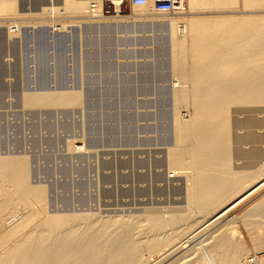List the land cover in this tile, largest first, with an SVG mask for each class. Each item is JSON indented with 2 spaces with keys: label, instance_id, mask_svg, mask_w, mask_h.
I'll list each match as a JSON object with an SVG mask.
<instances>
[{
  "label": "rangeland",
  "instance_id": "1",
  "mask_svg": "<svg viewBox=\"0 0 264 264\" xmlns=\"http://www.w3.org/2000/svg\"><path fill=\"white\" fill-rule=\"evenodd\" d=\"M47 3L53 1L18 0L16 16L0 17L6 22L1 24L7 25L3 28L7 29V39L0 51V158L27 160L30 185L45 190L43 205L27 208L18 198L10 199L12 196L7 192L11 186L0 174V206L7 207L6 212L0 207L4 211L0 210V221H6L0 225V231L14 226L29 210L38 212L41 218L57 214L81 216L80 223H75L80 232H86L89 224L102 225L103 221L114 219L111 222L115 221L116 226L111 225L108 232L118 235L122 223L131 220L136 223L137 230L133 233L140 243L153 237L160 240L163 236L161 241L167 238L166 243L158 240L157 249L162 250L144 248L147 251H142L144 264H159L166 257L162 264H199L204 260V251L232 228L247 246L249 261L255 260V237L251 236L260 235V230L248 232L243 222L264 198V188L211 226L207 221L217 212L215 209L201 216L188 205L187 188L193 182L187 176H193L191 169L185 167L176 172L171 169L168 151L178 147L176 118L181 116L178 114L183 118L190 116V108L175 103L174 92L190 85L180 84L176 89L182 80L172 68L167 39L158 42L157 36L141 30L97 35L101 31L97 27L99 21L114 19L93 21L87 18V13L65 12L62 0H56L57 11ZM108 7L105 3V8ZM186 7L182 15L189 13L188 17H192L188 0ZM142 15L128 3L122 6L121 17ZM170 17L178 18H158ZM70 93L79 98L78 104L40 107L25 101L39 94L58 97ZM260 105L231 109V171L245 170L257 176L264 170V104ZM151 216L164 221L178 219L181 224H175L177 228L170 225L159 234L150 229ZM171 237L175 238L173 246L176 242L174 247L180 246L181 250L172 247ZM137 238L134 241L138 242Z\"/></svg>",
  "mask_w": 264,
  "mask_h": 264
},
{
  "label": "bare ground",
  "instance_id": "2",
  "mask_svg": "<svg viewBox=\"0 0 264 264\" xmlns=\"http://www.w3.org/2000/svg\"><path fill=\"white\" fill-rule=\"evenodd\" d=\"M52 1V4L47 3V5L55 7L56 0ZM148 1L149 5L147 7H133L144 14L141 17L99 18L103 20L114 19V21H99V26L97 27L101 31L97 35H103L102 33L119 35V32L121 33L122 31H135L137 33L141 30L157 36L158 42H165L167 39L170 44V52L172 53V56H170L173 62H171L173 64L172 68L177 72L179 79L182 80L179 84L176 82L178 86L176 85L175 87L177 89L183 84L190 85L187 89L185 88L186 86H183V88H178L174 92L175 103L180 104V106L185 104L188 108L187 110L190 108V116L183 118L182 114H178V116H182L176 118V128H174L178 147L175 149V146L174 150L170 149L168 151V159L173 171L183 170L185 167L191 169L193 176H187L193 182V185L187 188L188 205L196 208L199 214L202 213L201 216L210 209L211 211L215 209L217 212L212 211L215 214L213 213L212 217L207 221L212 226V224L225 217L232 209L264 188V170L262 174L259 172L260 175L257 176H253L252 173V175H249L245 170L238 173L234 172L235 170L231 171L230 158H232V154L230 156L229 149L230 119L232 118V116L230 118V112L231 109L234 110L233 106L246 107V105L264 104V12L262 14H260L261 12H252V16L240 20H196L188 17L189 13H187V16L185 15L186 17L182 13L174 16L178 18L170 17L171 19L165 20L158 18L163 16L151 14L150 8L155 0ZM62 2L65 12L72 14H88L89 11H92V5H94V13L101 15L104 6L103 0H62ZM247 2L252 10L257 11L260 9L264 11V0H247ZM184 3L187 6V0H184ZM17 5L18 0H0V17L16 16L15 14L18 12ZM57 9L56 7L53 8L54 11H57ZM42 10L45 11L46 8ZM87 18L93 21L99 20L91 19L88 15ZM3 22L0 20V51L3 41L5 38L7 39V29L3 30V28H7V25L5 24L6 27H4L1 24ZM157 32H159V35H155ZM154 40H156V37H154ZM39 95L37 97H27L25 101L29 105L40 107L46 104L64 106L79 103V98L76 94H59L60 96L58 97H56L57 95H54L55 97ZM179 109L181 108L179 107ZM0 174L2 178L4 176L5 179L3 178V180L6 182L7 179L11 186V189L7 192L9 197L12 196L10 199L18 198L22 205L27 208L44 202L45 190L42 187H32L31 183H29L30 174L27 160L21 158H0ZM254 181L258 183L255 185ZM247 182H250V184L246 185ZM238 194L241 195L237 197ZM4 205L6 206V204ZM223 205L225 206L220 209L219 207ZM2 208L0 210L4 212L7 207L3 208V210L5 209L4 211ZM26 212L20 220L16 221V224L14 223V226L9 228L7 224L8 229L3 228L0 231V250L6 247L0 254V264H144L143 253H146L147 249L151 251L154 249L159 250L160 248L157 249V246L163 237L162 234L158 241L156 240L157 238L154 239L152 236L153 238L150 241H148L150 238H147V243L145 240V243L142 241L140 243L139 237L137 238V235L135 236L133 233L137 230L134 227L136 223L130 222L131 220L129 219V221L122 223L120 234L114 235L108 232L109 227L115 225V221L111 222L114 219L109 222L105 220L106 223L103 221L104 224L102 223V225L89 224L86 232H80L75 228V223L78 222V217L81 216H57V214L41 218L38 212H33L32 210ZM248 213L249 217H246L247 219L245 220L243 219L245 222L244 224L242 221L243 225L249 229H247L248 232L254 233L255 229L260 230V235L254 236L250 234L252 235L251 237H255L257 259L249 261V251L246 249L245 243L242 242L240 233L231 228L226 233H222L223 235L204 251V256L202 255L204 260L201 261L199 259V264H263L264 198ZM80 219L82 220V218ZM162 219L156 217L149 219L150 229L153 232L163 230L162 233H164L165 228L168 226L170 227L171 225L173 228H177L181 224L180 222L178 223V219V221L175 219H170L169 221L165 219L167 221H164ZM4 222L6 221H0V225L3 226ZM90 223L92 222L90 221ZM146 226L149 227V225ZM194 226L197 227L196 225ZM30 227L33 228L31 229ZM134 229L135 231H133ZM153 232L151 233L153 234ZM132 233L138 239V242L134 241L136 238H133ZM180 233H183V231ZM159 234L161 233L159 232ZM166 239L164 240L166 241ZM164 240L162 239L161 242ZM174 240L175 238L172 239L171 237V242ZM176 240L178 241V239ZM175 244L176 242H174V246ZM169 245L168 247L171 248V245ZM174 246L172 242V247ZM144 248H146L145 251ZM175 248L177 251L182 249L180 246ZM142 251L144 252L142 253ZM175 251L172 250V252ZM261 254L263 255L262 257ZM166 258L162 260L164 261ZM162 260L159 264H162ZM257 260L258 263H256Z\"/></svg>",
  "mask_w": 264,
  "mask_h": 264
},
{
  "label": "crops",
  "instance_id": "3",
  "mask_svg": "<svg viewBox=\"0 0 264 264\" xmlns=\"http://www.w3.org/2000/svg\"><path fill=\"white\" fill-rule=\"evenodd\" d=\"M188 4L192 11L190 18L196 20H240L264 12L252 10L247 0H188Z\"/></svg>",
  "mask_w": 264,
  "mask_h": 264
},
{
  "label": "built area",
  "instance_id": "4",
  "mask_svg": "<svg viewBox=\"0 0 264 264\" xmlns=\"http://www.w3.org/2000/svg\"><path fill=\"white\" fill-rule=\"evenodd\" d=\"M103 1H104V6L101 15H97L94 13L95 6L92 5L93 9L88 13V16H90L91 19L121 17L122 6L127 3L131 7H136V8H143L149 5L148 0H103ZM105 3L109 4V7L107 9L105 8ZM186 8L187 7L186 4L184 3V0H155L150 8V12L159 16L169 17L182 13L184 14ZM253 258L256 260L257 259L256 255ZM256 263H258V260Z\"/></svg>",
  "mask_w": 264,
  "mask_h": 264
}]
</instances>
